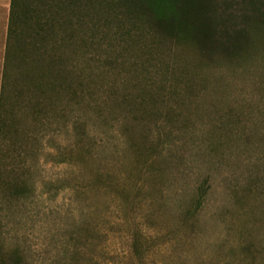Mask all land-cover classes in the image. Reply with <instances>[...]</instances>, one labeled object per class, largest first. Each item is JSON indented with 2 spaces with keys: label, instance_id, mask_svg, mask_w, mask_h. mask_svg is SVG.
I'll use <instances>...</instances> for the list:
<instances>
[{
  "label": "rangeland",
  "instance_id": "1",
  "mask_svg": "<svg viewBox=\"0 0 264 264\" xmlns=\"http://www.w3.org/2000/svg\"><path fill=\"white\" fill-rule=\"evenodd\" d=\"M262 59L190 73L196 91L178 89L172 101L167 87L157 114L82 113L85 152L71 165L55 159L76 133L43 128L24 153L30 199L11 209L0 200L6 248H21L31 264H73L80 244V262L128 264L139 231L154 246L145 264H264V196L248 192L258 193L252 180L264 174ZM201 190V210L186 219ZM251 243L253 258L242 251Z\"/></svg>",
  "mask_w": 264,
  "mask_h": 264
},
{
  "label": "trees",
  "instance_id": "2",
  "mask_svg": "<svg viewBox=\"0 0 264 264\" xmlns=\"http://www.w3.org/2000/svg\"><path fill=\"white\" fill-rule=\"evenodd\" d=\"M187 50L191 62L182 56ZM259 56L264 0H11L0 90V200L11 209L30 199L34 187L24 153L43 128L76 133L75 143L63 144L55 159L71 165L85 152L82 113L102 120L105 109L135 118L157 114L167 87L172 101L178 89L196 91L190 73ZM122 128L134 150L130 127ZM251 186L258 193L249 188V195L264 196V174ZM204 198L201 190L186 219L196 218ZM130 242L128 264H145L152 243L139 231ZM76 246L73 264H89L80 262ZM253 249L251 243L242 251L253 258ZM0 264L31 263L21 248L8 249L0 239Z\"/></svg>",
  "mask_w": 264,
  "mask_h": 264
},
{
  "label": "crops",
  "instance_id": "3",
  "mask_svg": "<svg viewBox=\"0 0 264 264\" xmlns=\"http://www.w3.org/2000/svg\"><path fill=\"white\" fill-rule=\"evenodd\" d=\"M11 0H0V86L6 56Z\"/></svg>",
  "mask_w": 264,
  "mask_h": 264
}]
</instances>
